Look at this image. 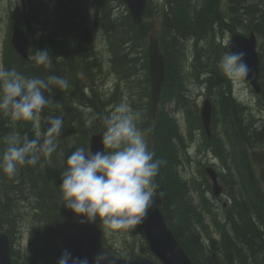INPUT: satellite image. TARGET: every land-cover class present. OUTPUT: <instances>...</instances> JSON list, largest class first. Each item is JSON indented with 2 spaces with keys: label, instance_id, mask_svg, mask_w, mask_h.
<instances>
[{
  "label": "trees",
  "instance_id": "16d2710c",
  "mask_svg": "<svg viewBox=\"0 0 264 264\" xmlns=\"http://www.w3.org/2000/svg\"><path fill=\"white\" fill-rule=\"evenodd\" d=\"M221 1L223 4V0H163L150 8L147 0L142 21L136 25L122 0H97L95 27L99 26L98 31L107 43L110 53L107 62L94 43L93 57L87 55L86 44L89 40L93 42L95 32L87 22L81 0L77 10L70 6V0H26L23 14L12 19L25 33L34 36L29 59L19 57L7 39L2 66L14 67L27 76L57 75L66 78L70 86L65 90L54 88L48 95L61 107L45 108L35 121L13 122L0 113V154L6 147L5 137L34 138L39 130L43 134L47 129L49 116L63 119L58 147L51 156L41 155L35 166H21L11 177L0 172V230H6L10 237L14 264H51L57 241L77 219L61 202V174L73 151L79 147L88 150L91 133L105 131V126L101 127L95 120V117L100 120L107 116L104 102L121 100L103 89L105 81L96 76L103 69L116 76L113 91L119 89L125 101H133L137 107L143 97L142 107H137L141 113L138 128L145 134L154 159L162 161L154 181L158 185L154 205L160 207L169 229L191 262L264 264V182L258 180L249 158L251 150L264 149V0H225L222 10L219 9ZM155 18L157 30H154ZM250 32L260 40V91L249 105L234 99L229 81L219 71L218 62L228 49L217 41L226 33L247 35ZM37 33H41L39 38ZM152 33L158 38L165 66L161 101L154 119L150 113L146 56ZM46 48L52 59L47 69L30 59L36 50ZM94 64L101 69L93 70ZM133 73L137 77L129 78ZM193 81L201 86L214 106L212 141L205 135L204 141L223 160L231 159V167L226 165V185L232 199L227 209L222 210L223 225L216 208L202 196V206L192 203V194L202 193L196 191L195 183L189 188L178 172L184 159L181 158L184 139L163 108L166 103H172L174 111L185 114L188 133L194 124L204 134L198 108L188 102L187 87ZM129 88L136 92L128 100ZM218 127L228 148L214 134ZM231 170L236 173L231 174ZM207 219L213 222V231ZM141 224L131 234L137 231L136 236L142 242ZM24 226L28 228V240L23 250ZM213 232L217 237H213ZM106 243L105 247H111ZM116 248L118 254L130 258L148 255L146 244L138 250V247H123L118 241Z\"/></svg>",
  "mask_w": 264,
  "mask_h": 264
},
{
  "label": "clouds",
  "instance_id": "9594fccd",
  "mask_svg": "<svg viewBox=\"0 0 264 264\" xmlns=\"http://www.w3.org/2000/svg\"><path fill=\"white\" fill-rule=\"evenodd\" d=\"M41 33L36 34L39 38ZM245 53L227 52L218 62V69L232 82L249 74ZM63 59V57H57ZM30 59L45 69L52 59L46 49L36 50ZM69 81L57 75L27 76L16 68L0 65V113L13 122L38 119L45 108L61 107L48 95L52 90L69 88ZM141 113L126 103L115 106L110 115L101 117L105 131L102 150L92 152L83 147L66 160L59 190L63 206L82 222L102 224L106 231L132 229L140 225L155 202L158 185L154 182L162 161L154 159L145 134L137 126ZM48 127L34 138L5 137L6 147L0 154V172L14 176L24 165L35 166L41 155L51 156L58 147L63 119L49 116ZM89 264L87 258H71L65 251L58 264ZM104 251L98 252L92 264H107Z\"/></svg>",
  "mask_w": 264,
  "mask_h": 264
},
{
  "label": "water",
  "instance_id": "95a60500",
  "mask_svg": "<svg viewBox=\"0 0 264 264\" xmlns=\"http://www.w3.org/2000/svg\"><path fill=\"white\" fill-rule=\"evenodd\" d=\"M135 24H139L145 9L146 0H123ZM11 45L14 51L22 58H27L29 53V40L25 36L23 30L14 25L12 27ZM230 52H244L245 62L249 67V74L245 79L251 85L255 93H259V59L256 53V37L253 33L248 36L241 34H233L228 43ZM147 56L149 63V79H150V101L151 112L155 115L162 84L165 76V68L163 58L160 53L158 40L155 36H150L147 45ZM212 107L206 100L200 110V122L204 131L208 134L211 123ZM101 134H95L90 139V149L92 152L102 150ZM250 158L256 169L260 181L264 180V151H252ZM206 173L212 181V192L218 197L221 188L217 184L216 174L213 170L207 169ZM144 237L147 241L149 251L162 264H192L182 251L170 230L166 226L162 214L158 209H153L145 219L143 226ZM67 251L71 254V258H87L89 264L98 252L104 251L107 255V264H155L150 258L129 260L125 258H117L109 254L103 248L100 242L98 230L94 223L79 221L73 229L63 236L57 245L53 254V264H58V260L62 254ZM0 264H12L10 257V246L8 235L4 231H0ZM71 264V260L69 262Z\"/></svg>",
  "mask_w": 264,
  "mask_h": 264
},
{
  "label": "rangeland",
  "instance_id": "374dc122",
  "mask_svg": "<svg viewBox=\"0 0 264 264\" xmlns=\"http://www.w3.org/2000/svg\"><path fill=\"white\" fill-rule=\"evenodd\" d=\"M25 1L26 0H0V55H1V47H2L3 41L5 40L6 36L8 37L10 35L9 27L12 24V23L10 24V18H11L10 14L12 12H15V18H17L19 16L18 13H23ZM151 1L153 2L154 5L157 3L161 4L163 2V0H151ZM81 2H83L85 5L87 22H89L90 27H92V31L95 32L96 49L102 55V57L104 59H106L107 62H109L110 53H109L108 48H107V43H106L104 37L102 36L103 34H100L98 31L99 26H97V28L95 27V18L97 15V0H81ZM224 2H225V0H223V4H224ZM223 4L221 1L220 5H219V9L222 10L224 8ZM154 22L156 24L154 30L155 29L157 30L159 27L158 19L155 18ZM28 37L30 38V40H32L34 38V36L31 34L28 35ZM228 38H229V34L226 33L224 43H226L228 41ZM33 44H34V42L32 40V45ZM257 44H258V46L260 45V40L257 41ZM188 46L190 49L192 44L189 43ZM134 74L135 73H133V75H131V76L129 75L128 77L130 78L133 76L132 79H135L137 77V75L136 74L134 75ZM107 76H108V79L103 84L108 83L109 84L108 88L110 89L109 91H111L114 89V85H116L115 82H116L117 78L114 74H111L109 72H108ZM232 83L233 84L231 86L233 88L234 95L244 103L253 104V101H251L252 100L251 89L246 84V82L244 80H242L239 82H232ZM187 88H188V94L190 96V98L188 99L190 106L196 108V106L198 105L199 107H201L202 103L205 101V99H207V96L205 94H203V90H199L200 88L198 87V84L195 81H193V83L189 82ZM115 91L116 90H114V93L110 92L109 95H111L112 97L118 96V98L120 97L121 100L118 102H113L112 100H109V102L105 101L103 107L104 108L107 107V109H105V111H104V113L106 115H110L111 112L114 110L115 106L120 104V103H126L127 105L130 106V108L133 111H138V112L140 111V110H138V108L142 107V105H143V103H142L143 97L138 101V102H140L139 104L136 102L138 104L137 105L138 108H137V107L133 106V103H134L133 101L129 102V101H125L123 99L122 93H119V89L116 92ZM135 92L136 91L133 88H129V92L127 94V99L129 100L128 96L130 98H134ZM141 95H142V93H141ZM109 105H112V106H109ZM163 108H164V111L170 116V118L173 119V121L178 126V128L181 129V134L185 139L186 146L188 147L187 149H188L189 153L187 155L189 156L190 162L187 163L185 161L186 159H183L184 166L181 169V174H180L181 178L183 179L184 182H186V185H188L189 188H193L194 187L193 183H195L194 188L196 189V191H199L200 193H202V195L204 197L208 198V200H210L211 202H213V203L218 202L215 204L217 206H219V208H221L222 205L223 206L225 205V207H226V204H227L226 195H225V197L221 196L219 201H217V199L214 200V198L212 197V194L209 192V190L211 188L210 183H209V180L206 177L205 173L203 174V170L206 167H211V165H214V167H212V168L216 170L218 175L220 173L223 175V178H221L219 175L221 186L225 185V183L228 181V171L225 170L224 168H222V165L220 164L219 160L214 159V157H212L210 154L206 153L205 148L207 147V144L204 141V136H203L202 132L195 128V127H198L197 125H194V124L190 125L189 124L191 127V130H190L189 134H186V133H184L183 128H184V121L187 122V120H185L183 118L182 113H181L182 111H180V110L174 111V107H173L172 103H166L165 105H163ZM95 120L97 121V123H100L101 127L104 126L102 119L99 120L97 117H95ZM140 121H141V118L137 122V126H139ZM100 126H97L96 128L99 129ZM220 130H221V128H217L214 131V134H216L219 139L223 138ZM95 132H97V131H95ZM181 158H183V157H181ZM228 163L230 164V167H231V162L227 161L226 164H228ZM207 192H209L208 196H207ZM192 198H195L194 194H192ZM155 201H156V198H155ZM194 204H197L196 198L194 199ZM138 226H136L135 228H132V229H119V230H110V231H106L105 227L103 226V229L105 231V235L108 236V240L110 241L109 243L111 244V247H117L118 241H119L123 247H132V248L138 247V250H140V246H142V244H145L144 240H142V242H141L137 238V236H136L137 231L134 234H131V233H133L134 229L138 228ZM121 233H123V234H121Z\"/></svg>",
  "mask_w": 264,
  "mask_h": 264
},
{
  "label": "bare ground",
  "instance_id": "6f19581e",
  "mask_svg": "<svg viewBox=\"0 0 264 264\" xmlns=\"http://www.w3.org/2000/svg\"><path fill=\"white\" fill-rule=\"evenodd\" d=\"M70 6L73 8V10H77L78 9V3H79V0H70ZM152 4H153V2L151 1V0H149V7L150 8H152ZM154 5V4H153ZM143 17V16H142ZM142 17H141V21H142ZM148 17V16H147ZM140 21V22H141ZM70 25H72L71 23H70ZM70 28H71V26H70ZM66 38L67 39H69V32L67 33V36H66ZM93 43H94V48L96 49V38H95V36H94V40H93V42L92 41H90L89 40V42L86 44V48H87V55L90 57V58H92L93 57V53H92V46H93ZM95 66L93 67V70H95V71H98V70H100L101 69V66L100 65H96V64H94ZM66 67V66H65ZM66 70H67V68H65ZM106 70L107 69H103V70H101V72H97L96 73V76L99 78V79H102V80H104L105 82L107 81V79H108V73L106 72ZM103 72V73H102ZM62 194V193H61ZM61 202H63V204H64V201H63V199H62V196H61Z\"/></svg>",
  "mask_w": 264,
  "mask_h": 264
}]
</instances>
